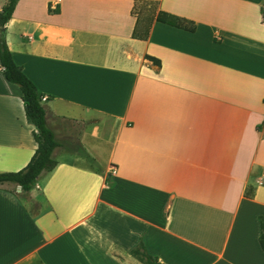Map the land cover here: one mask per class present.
<instances>
[{
	"label": "crops",
	"instance_id": "crops-1",
	"mask_svg": "<svg viewBox=\"0 0 264 264\" xmlns=\"http://www.w3.org/2000/svg\"><path fill=\"white\" fill-rule=\"evenodd\" d=\"M4 40L57 146L0 188V264H264V0H18ZM20 97L0 70V173L36 147Z\"/></svg>",
	"mask_w": 264,
	"mask_h": 264
},
{
	"label": "trees",
	"instance_id": "trees-1",
	"mask_svg": "<svg viewBox=\"0 0 264 264\" xmlns=\"http://www.w3.org/2000/svg\"><path fill=\"white\" fill-rule=\"evenodd\" d=\"M18 0H5L0 8V70L6 81L16 85L21 94L22 107L26 122L32 126V137L36 144L35 150L27 164L19 171L10 173H0V188L5 185L20 188L23 197L32 189L36 179L41 175L50 172L56 165L52 159V151L57 146L52 132L46 127L44 122V108L40 102V94L36 91L33 84L22 74L20 67L16 66L10 57L4 40V27L8 22L14 6ZM136 8H132L135 14ZM156 21L162 22L177 28L188 31L193 30V25L184 19L158 13ZM147 32L141 37L145 38ZM153 63L157 61L151 58ZM264 137V130L262 133ZM8 192L13 193L12 190ZM258 244L264 253V224L259 222ZM130 255L141 264H159L156 258L146 253L142 243H138L131 251Z\"/></svg>",
	"mask_w": 264,
	"mask_h": 264
},
{
	"label": "rangeland",
	"instance_id": "rangeland-1",
	"mask_svg": "<svg viewBox=\"0 0 264 264\" xmlns=\"http://www.w3.org/2000/svg\"><path fill=\"white\" fill-rule=\"evenodd\" d=\"M5 186H6L8 189H10V190L12 189L14 195H16L17 197H19L20 199H21V198H24L23 195H21L19 192H17V191L14 192V190H13L14 187H13V186H11V185H5ZM25 197H26V196H25Z\"/></svg>",
	"mask_w": 264,
	"mask_h": 264
},
{
	"label": "built area",
	"instance_id": "built-area-1",
	"mask_svg": "<svg viewBox=\"0 0 264 264\" xmlns=\"http://www.w3.org/2000/svg\"><path fill=\"white\" fill-rule=\"evenodd\" d=\"M45 100L44 97H40V102H43Z\"/></svg>",
	"mask_w": 264,
	"mask_h": 264
}]
</instances>
